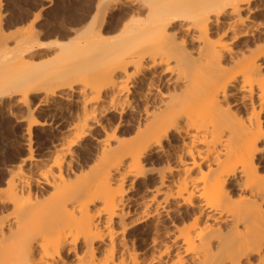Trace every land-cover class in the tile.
Listing matches in <instances>:
<instances>
[{"label":"bare ground","instance_id":"1","mask_svg":"<svg viewBox=\"0 0 264 264\" xmlns=\"http://www.w3.org/2000/svg\"><path fill=\"white\" fill-rule=\"evenodd\" d=\"M40 11L0 10V264H264V0Z\"/></svg>","mask_w":264,"mask_h":264},{"label":"rangeland","instance_id":"2","mask_svg":"<svg viewBox=\"0 0 264 264\" xmlns=\"http://www.w3.org/2000/svg\"><path fill=\"white\" fill-rule=\"evenodd\" d=\"M112 1L113 0H0V10H1V15L4 14V16H10L13 14H17L15 16H19V13L20 15L21 14L30 15L33 11L37 12L40 9L41 14L43 15L40 16L41 18L38 24L43 25L45 24V22L49 23L48 24L49 26L44 27V30H46V32L45 31L44 32L47 35L45 38L46 39L55 38L53 32H51L54 30H57L58 32L62 33L65 36L64 38H66L69 27L75 24L76 21L79 22L84 19L86 20L90 16V14L94 13V11L101 10L108 3H111ZM97 2H99L101 7L102 5L105 4L106 5L103 6L102 8L98 6L97 7L99 9L98 10L97 8H95ZM113 11L116 12L117 10H113ZM254 14H257V17L259 19L262 18L263 20L264 13L258 14L257 12H255ZM68 16H70L74 20V22L72 21V24L71 25L68 24L67 27V24L66 23H65L66 25L62 24V21L66 19ZM43 21L44 23H42ZM60 24L61 27L59 26ZM13 136H14V130L10 128V122H8L5 118H2L0 120V143H3L4 148L0 156L1 158L3 157V160L5 159L8 160L10 156L11 157L19 156L26 153V150L22 149L19 145L15 143L14 145L13 142L10 141L11 138H13ZM33 152H37V150L35 151L33 150ZM3 177L4 175L0 173V187L3 184V180H4Z\"/></svg>","mask_w":264,"mask_h":264}]
</instances>
